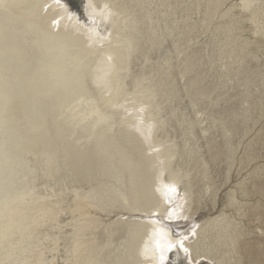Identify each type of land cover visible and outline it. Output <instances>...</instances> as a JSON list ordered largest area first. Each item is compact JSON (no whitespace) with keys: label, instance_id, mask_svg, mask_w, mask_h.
I'll return each instance as SVG.
<instances>
[{"label":"bare ground","instance_id":"6f19581e","mask_svg":"<svg viewBox=\"0 0 264 264\" xmlns=\"http://www.w3.org/2000/svg\"><path fill=\"white\" fill-rule=\"evenodd\" d=\"M127 1L133 3V0H0V40L9 34L14 37L13 44L1 51L7 59L0 66V76L9 74L11 70L7 69L17 63L23 62L21 65L26 67L18 66L21 77L16 78L17 93L24 94V104L19 105L17 97L13 100L16 125L5 123V130L13 132L8 139L14 145L19 144L25 158L33 157V161H28L32 167L30 176H34L32 187L39 182L44 192L37 198L30 194L28 198L33 201L28 203L5 202L12 208L7 209L4 221H0V238H4L0 245L6 246L9 240L18 247L20 256H26L21 264H161L162 254L163 264H264V166H255L249 179L229 195L224 207L234 209L236 214L222 209L217 217L206 215L213 207L208 199L212 193L209 175L218 172V168L229 167L228 174L222 176L223 183L213 190V193L218 190L215 196L218 205L222 189L235 178V169L244 170L258 162L264 151V124L262 134L248 142L264 120V0H238L234 5L218 0L219 8L208 13L211 29L208 33L215 31L223 42L227 25L220 20L231 14L236 18L230 22L234 30L227 37L233 52L228 55V47L220 41V51L225 57L228 55L232 64L227 65L226 59L223 65L227 70H238L245 63L253 75L230 74L226 84L244 75L241 86L251 85L249 89L254 95L250 94L247 101L261 112L259 118H252L255 123L250 129L251 122L245 131L246 121L242 122L241 131L235 127L237 136L226 143L224 138L203 134L202 151L196 153L201 164L195 169L180 168L173 146L162 137V114L152 94L146 92V81L142 85V78L132 80L133 84L129 81L130 74L135 72L128 68L131 36L137 33L130 27L126 29L134 19ZM167 1L177 4L183 0ZM175 13L179 20H184L180 21L182 28L198 22L179 9ZM202 37L203 34L199 35L196 39L199 43L192 44L202 45ZM46 53L50 57L44 56ZM26 59L34 61L31 70L24 64ZM51 67L53 70H48ZM53 71L56 79L44 76ZM78 84L82 85L79 94L75 88ZM208 87L202 86L200 90L205 92ZM4 92L0 93L7 94ZM251 105L241 103L242 107L235 111L245 114ZM86 111L96 117L86 121ZM32 122L39 125L33 126ZM239 142L237 147L235 144ZM5 145L8 146L7 140ZM242 146L247 155L239 160ZM114 147L119 151H113ZM75 148L83 149L78 152ZM91 150H95L100 166L88 173L89 177L95 176L93 184L81 188L76 178L82 180L87 172L79 174L82 170L79 153ZM63 151H68L69 156H64ZM75 160L74 171L68 163ZM4 163L0 160V166ZM200 168L204 192L202 204L197 206L193 191L194 186L198 187ZM170 186L177 189L171 203L168 201L171 194L167 193ZM253 197L260 200L250 201ZM172 209L180 218L175 213L169 218ZM242 218L251 221V226L257 223L256 229L246 227ZM213 228L217 229L215 236L204 243L210 247H200ZM159 232L173 243L186 236L184 246L189 254L178 246L162 252L156 246L161 238ZM136 236H141L138 249ZM8 258L6 254L5 262Z\"/></svg>","mask_w":264,"mask_h":264},{"label":"rangeland","instance_id":"374dc122","mask_svg":"<svg viewBox=\"0 0 264 264\" xmlns=\"http://www.w3.org/2000/svg\"><path fill=\"white\" fill-rule=\"evenodd\" d=\"M203 1L205 0H191V2L183 0L177 4L169 3L167 0H133V3L129 1L126 2L131 16L134 18L132 23L126 27V29L130 27L131 31L137 33L136 35L131 36L132 50L129 52L128 63V68L130 70H135L136 73L133 72V74H130L129 81L133 84L134 79L142 78V80H140L141 85L143 80L146 81V92L152 94L155 106L162 114V137L165 136L173 146L179 166L182 169H195L201 164V160L198 159L196 153L202 151L203 134L206 133V135H211L212 138H224L226 143V141L228 142L231 140L230 138L232 136H237L235 127H239L238 131H241L242 122L245 123L244 121H246L245 131L251 122V126H249L250 129L255 123L252 121V118L254 116L259 118L260 115H258V113L261 112L260 109L259 112L254 109V104H250L253 109L251 107V110L249 108L246 109L247 113L245 114L244 111H235L242 107L241 103L250 106L247 100L250 98V94L252 95L253 90H250L252 89L251 85L245 87L241 86L242 82L240 79L244 75L238 77L236 82L227 85L226 81L228 75H233L238 72H247V74L252 76L253 72H249L245 63L241 64L239 67L240 69L238 70H227L224 67L223 64L226 62V59L228 60V62H226L227 65L231 64V62H229L230 59H228L227 56L230 54V51L233 52L234 47L232 42L229 39L227 40V37L230 38L231 33L234 30L230 22L236 18L231 14V17H227L224 21L220 20L221 24L224 23V26L227 25L226 34L223 35L224 42L220 40L224 47H228L229 53L225 57L220 51L221 42L219 41L220 38L217 36V33L215 31L214 34L208 33V31H211L208 21V13L215 12L217 7L219 8V4L217 3L218 0H216V2L213 0L209 4H207L208 0L205 3H202ZM227 1H229L227 2V5L239 3L238 0ZM191 3H193L194 7ZM176 9L181 10V13L184 15L189 14L190 17L193 15L192 20H198V22L195 21V23L187 24L185 28H182L180 21L184 20L178 19V15L175 13ZM161 17H164L167 21L161 20ZM6 26L9 27L8 23H6ZM201 34H203V37L200 40L202 45H193L196 42L199 43L196 39ZM6 37H9L14 41V37L11 34ZM236 48L238 49L237 46ZM178 51L180 52L178 53ZM44 56L50 57L48 53ZM26 60L27 62L24 64H26L27 68L31 70L29 60ZM262 60H264V58ZM65 63L63 62L62 64L65 65ZM17 64L19 66L23 64V62ZM22 66L24 65H21L20 67ZM220 66L223 68L221 69ZM176 67H179L181 70H175ZM19 70H11L9 74L0 76V92L5 93L4 91H7V94L0 93V160L5 162L0 166V221H4L7 209L12 208L10 205H4L6 201L10 200L15 204H23L33 201L34 196L37 198L38 194H44L40 188L38 179L37 186L29 187L33 183L34 176H30V170H32V167L28 161H33V157H29L28 159L27 157L25 158L22 151H20L21 148L19 144L14 145L8 139L12 136L13 132L10 129L5 130V123L9 126L13 124L16 125L13 113L16 109L11 108L13 100L17 97L18 104H24V94L17 93L19 83H17L16 78L21 77ZM44 76L50 79H56L54 71L44 74ZM181 76H183V79ZM192 76L199 77L194 78ZM222 81L224 82V85L221 86ZM91 83L90 79V84ZM122 83L123 82H120V84ZM205 85L209 86L208 90L205 92L201 91V87ZM140 87L138 88L140 89ZM75 88L78 91V94L82 91L81 84H78ZM122 89V86H120V91ZM244 100H246V103H244ZM211 109L214 110V112H210L209 110ZM85 114L88 115L84 116L86 121H90L96 117L95 115L90 116L88 111H86ZM32 123L33 126L39 125L37 122ZM239 123L241 126H239ZM235 124L238 125L236 126ZM263 124L264 120L255 128L254 132L250 135L251 137H248V142L262 134L261 128H263ZM84 136L85 139L89 141V136H86V134ZM6 140L8 146L5 145ZM94 143H96V141L93 142V144ZM240 143L241 142L235 145L238 147ZM103 144L104 143L102 142L100 147H102ZM261 146L263 147V145ZM75 149L79 152L83 148ZM95 150H91L87 153H79V169H82L79 171V174L87 172V175H85L82 180L76 176L77 183L73 182L78 184L81 188H86L93 184L95 176L93 175L89 177L88 173L97 171L100 166V162L97 161L95 157ZM113 151L118 152L119 149L114 147ZM246 153L245 146H242L238 152L239 160L244 156L246 157ZM62 154L64 156H69L68 151H63ZM123 156H125L124 153H122V157ZM261 157L262 158L258 160L259 163H253L249 166L250 168L247 167L244 170L241 168V170L239 168L235 169L233 173V177L235 178L230 179L225 185L226 187L222 189V195L218 205L215 201V196L217 195L218 190H215V193H213V190L218 184L223 183L222 176L228 174L227 169L229 167L223 166L222 168L217 169L218 172L209 175L212 193L208 196V199L213 202L211 203V207H213L210 213L206 212V215L212 214L214 217H217L222 211H224L222 209L230 211L231 214H236L234 209H226L224 206L227 205V202L229 201V195L239 188V184L249 179L247 177H250V172L253 171L254 167L257 165L264 166V151L261 153ZM76 159H78L77 155ZM231 161L232 160H230V168L233 165ZM75 162L76 160L68 163V166L72 167L74 171ZM36 164L40 165V163ZM200 170V178L198 177L199 179L196 182L198 187L194 186L193 191L196 194L195 201L197 206L202 204V192H204L202 191L204 189V187H202V179L204 176L202 175V168H200ZM237 173H242L243 175H238ZM262 173V179H264V170ZM118 179L121 180L122 176ZM102 183L106 184V180L102 179ZM39 190L41 192H39ZM30 194L33 196L32 199L28 198ZM250 199V201L254 199L252 202L260 200L259 197H253ZM245 219L246 218H242L241 220L244 225L246 224V227L249 225V228L256 229L258 225L257 223H255V225L253 223L251 226V221ZM3 223L4 222H2V224ZM193 229L194 228L191 230ZM216 231L217 229L215 228L210 230V232H208L209 235H205L199 246L206 248L207 246H205L204 243L208 241V238H213ZM108 234L109 233H107V235ZM136 237L137 244L135 242L133 246L136 244L135 247L138 249L141 236ZM1 239L3 242L4 238L1 237L0 240ZM0 247V264H21L26 258V256H20L21 252L19 253L18 247L11 244L9 240L6 246L0 245ZM27 247L29 246L24 248ZM209 247L210 245L207 248ZM6 254H8L9 257L8 262H5Z\"/></svg>","mask_w":264,"mask_h":264},{"label":"snow or ice","instance_id":"6c2138e0","mask_svg":"<svg viewBox=\"0 0 264 264\" xmlns=\"http://www.w3.org/2000/svg\"><path fill=\"white\" fill-rule=\"evenodd\" d=\"M176 192H177V189L175 188V186H170L167 188V193L171 194V195H168L169 203H171L172 198L176 194ZM174 213L176 215V218H180V214L178 212H176L175 209H172L169 211V218H172ZM158 234L160 235L161 238L159 240H157L156 246H157V248L161 249L162 252L165 250L171 251L173 248L178 246L180 249H182L185 252V254H189V249L184 246V240L187 239L186 236H182L181 239H179L175 243H173L172 241L166 239V236L163 232H159ZM194 234L195 233L193 231V235ZM160 259H161V264H163V261L165 259L163 254L161 255Z\"/></svg>","mask_w":264,"mask_h":264}]
</instances>
